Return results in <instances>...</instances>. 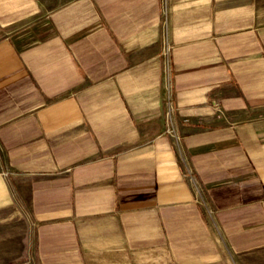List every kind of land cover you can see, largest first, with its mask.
Here are the masks:
<instances>
[{
  "label": "crops",
  "instance_id": "crops-1",
  "mask_svg": "<svg viewBox=\"0 0 264 264\" xmlns=\"http://www.w3.org/2000/svg\"><path fill=\"white\" fill-rule=\"evenodd\" d=\"M0 151V255L264 264L260 0H0Z\"/></svg>",
  "mask_w": 264,
  "mask_h": 264
},
{
  "label": "rangeland",
  "instance_id": "rangeland-1",
  "mask_svg": "<svg viewBox=\"0 0 264 264\" xmlns=\"http://www.w3.org/2000/svg\"><path fill=\"white\" fill-rule=\"evenodd\" d=\"M169 5V0H165ZM260 12L264 18V0H260ZM4 154L0 151V170L4 166ZM8 212V211H3ZM22 236V233H21ZM22 239V237H21ZM19 253H5L0 255V264H61L62 262H77V264H204L203 262L188 261L177 259L175 249L168 248L167 251L145 250L130 251L123 242L118 241L113 245H101L86 249L73 256H55L53 258H43L36 253L31 246H20ZM30 249V250H29ZM24 250H29L23 252ZM181 250L187 251L188 246L181 247ZM210 264H223L212 262ZM224 264H234L227 256L224 257Z\"/></svg>",
  "mask_w": 264,
  "mask_h": 264
},
{
  "label": "built area",
  "instance_id": "built-area-1",
  "mask_svg": "<svg viewBox=\"0 0 264 264\" xmlns=\"http://www.w3.org/2000/svg\"><path fill=\"white\" fill-rule=\"evenodd\" d=\"M170 46L168 45V43L165 42V55L168 56V54L170 53ZM173 111H174V107H173V103L169 100L168 102V108H167V118H168V121L171 119V116L173 114ZM192 182L194 184H196L195 180L192 179Z\"/></svg>",
  "mask_w": 264,
  "mask_h": 264
}]
</instances>
